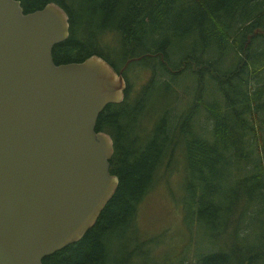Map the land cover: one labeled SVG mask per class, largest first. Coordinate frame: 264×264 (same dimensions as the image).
Returning <instances> with one entry per match:
<instances>
[{"label":"trees","instance_id":"1","mask_svg":"<svg viewBox=\"0 0 264 264\" xmlns=\"http://www.w3.org/2000/svg\"><path fill=\"white\" fill-rule=\"evenodd\" d=\"M49 1L63 7L69 19L67 38L52 48L55 63L95 53L118 70L130 60L123 70V99L106 104L95 125L112 138L109 170L118 177L117 187L83 236L43 257L42 264H132L143 253L150 254V239L140 238L136 227L138 207L164 158L172 160L178 147L188 192L181 198L184 218L193 223L198 243L193 250L185 247L177 260L154 256L146 264H264V23L260 26L264 0H20V4L28 12ZM105 30L117 34L111 39L114 44H101L99 36ZM195 34L198 38H192ZM119 42L122 49L116 52ZM223 56H237L232 68L217 67ZM172 61L181 71L196 67L191 71L201 84L206 66L210 67L220 94L211 90L206 100L195 96L192 103L196 102L185 106L179 118L159 116L154 85L177 77L180 72L162 78L164 72L170 73ZM132 62H154L151 84L133 87L127 79ZM226 78L233 83L225 85ZM152 100L158 101L148 116L154 122L149 130L138 132L134 128ZM201 104L212 114L214 126L211 132L198 134L192 120Z\"/></svg>","mask_w":264,"mask_h":264},{"label":"water","instance_id":"2","mask_svg":"<svg viewBox=\"0 0 264 264\" xmlns=\"http://www.w3.org/2000/svg\"><path fill=\"white\" fill-rule=\"evenodd\" d=\"M68 14L0 0V264H42L78 240L114 193L111 136L95 128L123 99L124 65L98 54L55 63Z\"/></svg>","mask_w":264,"mask_h":264},{"label":"rangeland","instance_id":"3","mask_svg":"<svg viewBox=\"0 0 264 264\" xmlns=\"http://www.w3.org/2000/svg\"><path fill=\"white\" fill-rule=\"evenodd\" d=\"M263 23L264 20H262L260 26H262ZM250 36H253V33ZM116 37L117 34L112 30H105L100 34L99 39L104 46L105 43L114 44V41H111V39ZM192 38H198L197 34L193 35ZM256 38L262 40L260 37ZM189 40H191V38ZM117 46L118 49L116 52H120L122 49L121 43L119 42ZM111 58L115 62L120 61L118 55H112ZM175 58L180 57L176 56ZM236 58L237 56H230V58L227 59V57L223 56L221 60L220 58L218 59L220 63H217V67L222 69L232 68L234 66V59L236 60ZM174 60L177 61L176 59ZM154 62L156 63V60ZM154 62H147L146 64L131 63L133 66L127 71V79L133 83V87L136 88L141 84L149 83L148 80L152 75ZM179 65V63L173 62V67L169 70L170 73L166 71L162 74V78H169L171 73L180 72L173 81L166 83L158 80L155 85L154 83L152 84V88L154 85L155 92L160 98L159 116L171 115L172 119L179 118L185 106L188 107L196 102L195 100V102L192 103L195 96L197 98L202 95L206 100L209 98V94H212L211 90H214L216 95L218 92L220 94V91L215 88V85H218V80L213 81L210 78V72L207 70V68L210 67L206 66L204 70L205 76L203 77V80H205L201 84L199 81L196 83L195 74L191 71L196 70V67L193 69L187 67L181 71L179 70ZM232 83V78H226L224 80L225 85H231ZM157 102L156 100H152L149 103L146 102L147 105L142 112L140 122L134 128L135 130L143 132V129L147 131L151 128L154 118L151 117L149 119L148 116L157 106ZM165 105L170 107L167 109ZM192 124L198 134L211 132L213 129L214 119L203 104H201L199 109L194 113ZM179 150L180 147L177 148L175 157L172 160H166L164 158V162L161 164L156 174L155 182L140 201L136 227L138 228L140 238L150 239L149 245L152 246V250L150 249L148 251V253H150L148 255H144L143 253V256H140L132 264H146L147 259H151L154 256L160 259L163 255L177 260L181 253L184 252L185 247L188 250L189 248L193 250L198 243L193 223L191 222L188 224L186 222L187 220L184 218L183 199L181 198L188 195V192L183 187L184 169ZM211 188L213 189V187ZM114 246L115 245H113V247Z\"/></svg>","mask_w":264,"mask_h":264},{"label":"flooded vegetation","instance_id":"4","mask_svg":"<svg viewBox=\"0 0 264 264\" xmlns=\"http://www.w3.org/2000/svg\"><path fill=\"white\" fill-rule=\"evenodd\" d=\"M23 12H24V10H23Z\"/></svg>","mask_w":264,"mask_h":264}]
</instances>
